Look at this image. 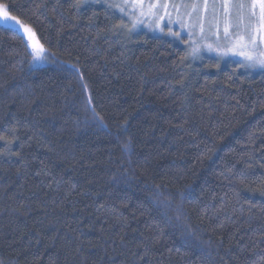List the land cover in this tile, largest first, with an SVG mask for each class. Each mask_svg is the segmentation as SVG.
Here are the masks:
<instances>
[{
	"label": "trees",
	"instance_id": "trees-1",
	"mask_svg": "<svg viewBox=\"0 0 264 264\" xmlns=\"http://www.w3.org/2000/svg\"><path fill=\"white\" fill-rule=\"evenodd\" d=\"M71 2L0 0L56 55L30 65L0 25V131L20 137L19 158L0 156V264H262L264 69L210 52L182 62L184 37L129 35L116 10Z\"/></svg>",
	"mask_w": 264,
	"mask_h": 264
},
{
	"label": "snow or ice",
	"instance_id": "snow-or-ice-1",
	"mask_svg": "<svg viewBox=\"0 0 264 264\" xmlns=\"http://www.w3.org/2000/svg\"><path fill=\"white\" fill-rule=\"evenodd\" d=\"M171 0H165L161 3V0H72L70 7L80 11L88 8L93 4L103 3L105 5V14L107 15L111 10H118L124 19L114 25L113 27L120 32H125L131 35L134 30L145 20H149L148 27L159 28L161 32L164 31L162 22L165 21V17H168L167 24L179 23L181 28H189V36H195L196 24H185L184 17L191 18L194 13L198 12L201 5L199 4H171L173 11L177 12V20L171 19V14L168 12V6ZM203 8L205 11L209 8V0H203ZM16 7L12 4H0V24L7 29H12L16 34H19L22 38V42L25 45V51L28 56L31 57L29 61L30 65L39 66L40 64L48 61H56V55L38 38V31L35 25L32 23H21L14 16L8 14L7 9ZM38 9L43 5H37ZM213 10V18L217 23V30L215 35V43H208L209 35L205 33L203 23L197 21L200 26V35L191 40L189 43V50L186 52L185 57H182V62L188 57L199 58L201 50L207 49L208 51H215L219 56L223 57L229 54H238L243 57V66L249 68L260 67L264 69V51H259V44L264 43V0H220L217 5L215 0L211 5ZM180 8H184L185 12L181 13ZM191 8L192 11H187ZM161 9L164 11V15H161ZM96 14L93 13V16ZM28 21H31V17L26 12H21ZM223 21V42L220 40L219 21ZM235 21V28L238 29L243 25V35L239 31H230ZM211 31V30H209ZM168 35L179 37V32H174L169 27ZM63 67V62H60ZM67 67L75 71L81 79V85L87 89V85L83 83V74L79 72V69L72 64H68ZM85 108L91 112V122L103 125V117L96 111L93 104L91 95L85 97ZM88 121H86L87 123ZM128 122L118 126L116 135L119 137L127 130ZM106 127V126H105ZM110 131V130H109ZM20 139L18 135V129L16 127H5L3 131H0V156L11 158L12 156L20 157V152H13L12 146ZM131 138H128L122 145L121 150L126 153H131ZM21 149L24 147L20 145ZM39 175V173H37ZM246 172H242L241 176H245ZM150 199L158 206H170L171 199L165 197V193L162 185H153L151 187ZM178 195L183 197V192H179ZM179 206L177 211L179 212ZM179 218V216H177ZM147 255V252H145ZM264 264V261H262Z\"/></svg>",
	"mask_w": 264,
	"mask_h": 264
},
{
	"label": "rangeland",
	"instance_id": "rangeland-1",
	"mask_svg": "<svg viewBox=\"0 0 264 264\" xmlns=\"http://www.w3.org/2000/svg\"><path fill=\"white\" fill-rule=\"evenodd\" d=\"M164 2H165V0H161V3H164ZM215 2L218 5L220 3V0H215ZM172 3H175L177 5H181V4L191 5L193 3L201 5L199 11L194 13L191 18H189L187 16L184 17L185 24H196V28H195L196 35L195 36H189V34H188L189 33V28H181L179 23H175L174 22V23H172L170 25L167 24V20H168L167 16L165 17V21L162 22V26L164 27V31L163 32H161L159 28H150V27H148L149 20H145V22L143 24L139 25L136 28V30L137 29H148V30H150L151 32H153L155 34L160 33V34L168 35L167 34L168 33V28L170 27L172 29V31L179 32L180 36L184 37L186 39V44L189 45L191 40L196 39L200 35V26H199V23L197 22L199 20L200 22L203 23V27H204L205 33H207L209 35V40L207 42L208 43H215L216 37H215V35H213V33H215L216 30H217V23L214 21L213 10H212V7H211V5L213 3V0H209V8H208L207 11H205L203 6H202L203 5V0H171V2L169 3V6H168V12L171 14V19L173 21H176L177 20V12L173 11V9L171 7ZM100 4H103V3H100ZM116 11L122 16V14L118 10H116ZM187 11H192V9L188 8ZM180 12L181 13L185 12V9L184 8H180ZM8 14L10 16H12L9 12H8ZM160 14L164 15L163 9H161ZM21 23H24V22L21 21ZM0 25L3 26L2 24H0ZM233 26L234 27L232 29H230V31H239L242 35L244 34L243 33V25H241L238 29H236L235 28V21H233ZM218 27H219V32H220V40H221V42H223V27H224V25H223V21L222 20L219 21ZM209 30H211V31H209ZM169 36H171V35H169ZM180 36L179 37L172 36V37L180 38ZM259 51H264V43H260L259 44ZM208 52L216 54L217 56H219L215 51H208L207 49H202L200 54L208 53ZM219 57L223 58L224 60L225 59H229V58L239 59V60H241L243 62V57H241L238 54H229V55H226V56H223V57H221V56H219ZM47 65H50V61H48L46 63H43V64H40L39 67L47 66ZM255 69H261V68L260 67H256Z\"/></svg>",
	"mask_w": 264,
	"mask_h": 264
}]
</instances>
